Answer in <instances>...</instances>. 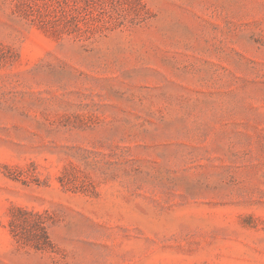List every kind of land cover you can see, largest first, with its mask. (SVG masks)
Here are the masks:
<instances>
[{"label":"rangeland","instance_id":"obj_1","mask_svg":"<svg viewBox=\"0 0 264 264\" xmlns=\"http://www.w3.org/2000/svg\"><path fill=\"white\" fill-rule=\"evenodd\" d=\"M0 264H264V0H0Z\"/></svg>","mask_w":264,"mask_h":264}]
</instances>
